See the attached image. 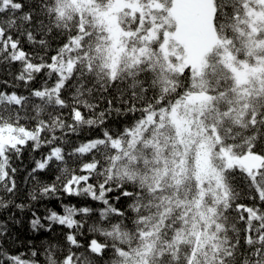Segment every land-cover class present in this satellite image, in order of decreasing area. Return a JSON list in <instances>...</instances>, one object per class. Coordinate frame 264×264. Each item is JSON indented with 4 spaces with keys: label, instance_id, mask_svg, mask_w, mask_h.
<instances>
[{
    "label": "snow or ice",
    "instance_id": "obj_1",
    "mask_svg": "<svg viewBox=\"0 0 264 264\" xmlns=\"http://www.w3.org/2000/svg\"><path fill=\"white\" fill-rule=\"evenodd\" d=\"M0 64V208L29 148L31 200L102 205L32 211L27 255L0 224V264H264V0H0Z\"/></svg>",
    "mask_w": 264,
    "mask_h": 264
},
{
    "label": "trees",
    "instance_id": "obj_2",
    "mask_svg": "<svg viewBox=\"0 0 264 264\" xmlns=\"http://www.w3.org/2000/svg\"><path fill=\"white\" fill-rule=\"evenodd\" d=\"M61 41V37L54 36L52 37V44L53 48L58 47ZM27 47V45H26ZM17 71V66H9L0 64V84H3L4 81H8L9 89L19 90L22 94H27L26 86L22 82H16L13 85L12 75ZM44 83V77L38 76L37 80L28 85L27 87H34L38 88L41 87ZM65 95H71V85L69 90L66 91ZM117 95L115 90H111L109 93L106 94L104 99L100 100L99 108L97 111H103L107 108V104L105 103L106 99H114ZM115 106H119V101H117ZM129 118L121 117L117 118L115 114L110 118L109 126L115 130L116 128L120 127L122 124H127ZM134 119V117H133ZM94 135H98V132L92 130H88L87 128L84 129L81 136L77 137L75 135L69 136L70 139L74 144L79 143L85 137H91ZM41 151H46L43 149ZM66 151H71V146L66 147ZM40 152H32L29 149H25L23 157L21 160L16 161L13 165L14 167H18L19 171L16 174V181L19 185L20 192L18 194V198H15V203H23L25 208L23 211L16 209L14 207H9L8 209L0 208V224H7V227L10 232V236L8 239V243L5 245V250H16L20 252H24L26 255L28 254L29 249L27 245L32 244L35 245L39 249H43V247L47 246L50 240L53 238L62 239L60 237L61 226L54 225L53 231L46 232L44 229L39 231H33L31 229L29 221L33 218L32 211H37L39 215H46V209H53L58 212L62 211L60 204L61 203H73L77 204L78 206H84L86 202V206L92 207L94 209H99L102 205L98 202L91 201L85 197H67L60 193L57 196H50V197H40L37 200L33 201L30 198V194L33 192V184L31 181L27 180L28 172L27 170L30 169L32 160L34 158H39ZM75 165L69 161V167H74ZM59 173L53 170H47L39 176V181L42 184H50L53 182L54 177ZM236 182L239 184L240 180L239 177H236ZM38 196L39 194L36 193ZM118 193L113 192L111 194L112 197H115ZM59 197V198H58ZM246 203L252 204V201L246 200ZM257 206L259 202H256ZM116 206L123 207L126 206V202L121 200ZM79 219V217H77ZM96 220V217L93 216L88 223L91 224L93 221ZM18 221V223L16 222ZM44 257L41 255V260Z\"/></svg>",
    "mask_w": 264,
    "mask_h": 264
}]
</instances>
